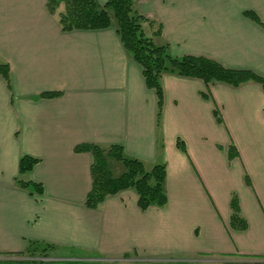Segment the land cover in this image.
Wrapping results in <instances>:
<instances>
[{"label": "crops", "instance_id": "0c3cea01", "mask_svg": "<svg viewBox=\"0 0 264 264\" xmlns=\"http://www.w3.org/2000/svg\"><path fill=\"white\" fill-rule=\"evenodd\" d=\"M46 2L0 0V59L12 83L0 74V259L40 240L110 259L264 261V86L167 72L158 116L156 91L116 27L63 31ZM137 7L154 22L147 34L161 25L154 39L172 54L264 76V0ZM46 91L61 93L37 97ZM86 142L120 144L147 168L164 163L166 204L142 209L126 188L88 207L92 154L75 149ZM23 154L41 159L21 176L42 193L17 183ZM234 196L244 229L231 223Z\"/></svg>", "mask_w": 264, "mask_h": 264}, {"label": "trees", "instance_id": "16d2710c", "mask_svg": "<svg viewBox=\"0 0 264 264\" xmlns=\"http://www.w3.org/2000/svg\"><path fill=\"white\" fill-rule=\"evenodd\" d=\"M139 0H47V9L53 14L63 31L73 29H102L115 26L119 37L131 57L142 66L147 87L157 94L158 116L163 107V87L161 78L170 72L183 76L197 77L207 84L216 81L239 85L254 80L264 86V76L248 68H231L216 59L200 54L186 53L174 55L168 43H158L154 36L162 33L159 24L153 35L147 34L144 22L153 25V20L138 10ZM61 6H63L61 8ZM244 14L263 24L260 16L254 10H245ZM0 74L12 89L10 65L0 59ZM61 92L46 91L37 97H53ZM219 119V115L217 116ZM177 144L186 150L184 141L178 139ZM76 151H87L92 154L90 165L91 188L87 193L85 204L97 207L107 195L116 194L126 188H133L138 195V204L142 209L152 205L163 206L167 202L165 180L167 169L164 163H156L147 168L143 160L125 154L120 144L108 146L96 143H82ZM40 158L23 154L20 160V175L17 183L31 194L42 193L43 184L26 180L21 175L33 169ZM116 168V171L114 170ZM231 223L235 228L244 229L246 220L241 216L238 198L231 201ZM60 246L40 241L30 240L27 249L14 258L0 259V264H212L191 260H84L62 261L52 258L50 252L57 251ZM129 256H124V259ZM217 264H264V261L222 262Z\"/></svg>", "mask_w": 264, "mask_h": 264}, {"label": "rangeland", "instance_id": "374dc122", "mask_svg": "<svg viewBox=\"0 0 264 264\" xmlns=\"http://www.w3.org/2000/svg\"><path fill=\"white\" fill-rule=\"evenodd\" d=\"M235 2H239L240 0H233ZM63 6H61L62 8ZM150 25V24H149ZM147 24L146 22H144V28L145 30H147L148 28L146 27ZM152 26V25H151ZM157 28V27H155ZM154 32V31H153ZM114 170L116 171V168H114ZM51 256H53L52 258L49 259H54V260H62V261H84V260H114V259H110V258H104V257H99V256H95V254L83 251V250H79L77 248H63L61 247V249L57 250V251H53L50 252ZM117 260H131V258H122V259H117ZM260 260H264V259H260Z\"/></svg>", "mask_w": 264, "mask_h": 264}]
</instances>
